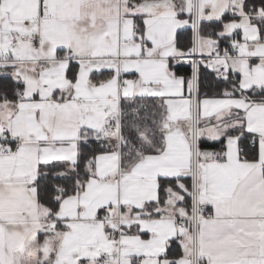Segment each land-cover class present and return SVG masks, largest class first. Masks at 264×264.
I'll list each match as a JSON object with an SVG mask.
<instances>
[{
	"label": "snow or ice",
	"instance_id": "snow-or-ice-1",
	"mask_svg": "<svg viewBox=\"0 0 264 264\" xmlns=\"http://www.w3.org/2000/svg\"><path fill=\"white\" fill-rule=\"evenodd\" d=\"M0 264H264V0H0Z\"/></svg>",
	"mask_w": 264,
	"mask_h": 264
},
{
	"label": "trees",
	"instance_id": "trees-1",
	"mask_svg": "<svg viewBox=\"0 0 264 264\" xmlns=\"http://www.w3.org/2000/svg\"><path fill=\"white\" fill-rule=\"evenodd\" d=\"M181 37H182V42H186L191 37V30L188 29L187 31H181ZM180 70H181V72H184L185 70L190 71V68L185 66L184 68H181ZM205 83H206V81L202 80V88H201L202 94L207 92L208 95H212V93L215 92L217 89L216 88H210V87H204L203 85ZM221 87H223V86H221ZM188 183L190 184V180L188 181Z\"/></svg>",
	"mask_w": 264,
	"mask_h": 264
},
{
	"label": "crops",
	"instance_id": "crops-1",
	"mask_svg": "<svg viewBox=\"0 0 264 264\" xmlns=\"http://www.w3.org/2000/svg\"><path fill=\"white\" fill-rule=\"evenodd\" d=\"M190 183H191V182H190ZM177 251H178V247H177L176 245H174L173 248H172V252L175 253V252H177Z\"/></svg>",
	"mask_w": 264,
	"mask_h": 264
}]
</instances>
